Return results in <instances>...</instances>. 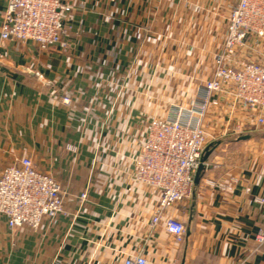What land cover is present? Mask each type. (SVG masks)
<instances>
[{"label": "crops", "instance_id": "crops-1", "mask_svg": "<svg viewBox=\"0 0 264 264\" xmlns=\"http://www.w3.org/2000/svg\"><path fill=\"white\" fill-rule=\"evenodd\" d=\"M66 1L69 35L43 51L1 39L0 0V176L28 157L65 192V214L38 230L0 216V264H121L141 249L151 264H264V147L244 162L221 149L263 129L217 142L193 197L169 210L187 228L182 244L148 233L159 197L131 180L148 122L191 97L190 77H210L238 0ZM229 175L230 192L206 184Z\"/></svg>", "mask_w": 264, "mask_h": 264}, {"label": "built area", "instance_id": "built-area-1", "mask_svg": "<svg viewBox=\"0 0 264 264\" xmlns=\"http://www.w3.org/2000/svg\"><path fill=\"white\" fill-rule=\"evenodd\" d=\"M1 39L19 44L34 42L43 51L64 44L73 6L66 0H5ZM202 8L195 6V14ZM223 44L211 52L210 77H190L197 83L190 98L169 106L165 117L152 118L146 127L140 153L134 160L132 182L158 195L147 223L148 233L163 230L174 241H185V224L169 215L175 205L194 195L195 175L206 147L228 136L238 139L264 129V0H238L225 17ZM107 20H110L107 18ZM70 103L68 98L63 100ZM233 140V141H235ZM68 149L75 151L73 146ZM239 179L206 180L222 192L234 189ZM250 193V188H246ZM88 193L78 197L80 204ZM254 201L264 206V198ZM65 214V192L49 174L40 172L31 158H22L0 176V216L11 230L27 226L38 230L45 218ZM264 245V226L255 237ZM121 264H151L143 249L129 254ZM241 264H247L243 261Z\"/></svg>", "mask_w": 264, "mask_h": 264}, {"label": "rangeland", "instance_id": "rangeland-1", "mask_svg": "<svg viewBox=\"0 0 264 264\" xmlns=\"http://www.w3.org/2000/svg\"><path fill=\"white\" fill-rule=\"evenodd\" d=\"M264 129L262 132L255 134L252 140L249 142H232V144H228L229 142L223 143L221 149L227 151L226 153L236 154V159L240 156V159L244 162L247 158H250L255 152L264 147ZM226 158V157H225ZM230 158V157H229ZM227 159V158H226ZM233 158L231 162L233 163ZM233 163L232 165H234Z\"/></svg>", "mask_w": 264, "mask_h": 264}, {"label": "water", "instance_id": "water-1", "mask_svg": "<svg viewBox=\"0 0 264 264\" xmlns=\"http://www.w3.org/2000/svg\"><path fill=\"white\" fill-rule=\"evenodd\" d=\"M251 136L250 135H246V136H242L239 138L240 141H245L250 139ZM217 144H210L206 147L205 151H204V155L202 156L201 160H200V165L198 167V170L196 172L195 175V184L198 185L200 183V180L203 176V173L206 170V163L208 162L211 154L213 153L214 149L216 148Z\"/></svg>", "mask_w": 264, "mask_h": 264}]
</instances>
